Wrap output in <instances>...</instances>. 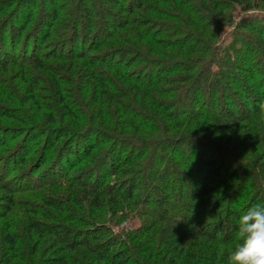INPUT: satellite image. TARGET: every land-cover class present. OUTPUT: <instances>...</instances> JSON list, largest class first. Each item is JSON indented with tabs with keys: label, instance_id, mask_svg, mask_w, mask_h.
<instances>
[{
	"label": "trees",
	"instance_id": "trees-1",
	"mask_svg": "<svg viewBox=\"0 0 264 264\" xmlns=\"http://www.w3.org/2000/svg\"><path fill=\"white\" fill-rule=\"evenodd\" d=\"M29 1L32 7L26 12L24 19L19 21L20 30L14 35L18 40L21 32L33 21L37 0ZM58 1L50 0L51 14L43 9L40 11L45 18H49L48 23H43L44 20L39 16L38 25H42L39 29L43 30L37 39L41 43L50 37L59 16ZM80 1L94 3L93 0ZM146 1L132 0L125 3V0H112L113 5H119L131 13L135 9H141ZM196 1L191 2V6H186V2H178L191 15L187 23L195 22L189 24L191 27H200V23L204 25L207 17L199 16L202 8L212 10L209 2L218 0ZM13 5L9 17H6L7 7ZM17 5H20L19 0L0 2V39L4 36L13 37V33L9 37L3 33L8 27L12 31L17 27H12L9 20L15 16ZM246 5L247 8L251 7V1ZM91 11L94 12L92 6L87 14ZM108 13L112 18V32H105L101 38L92 40V44L96 48L105 46V49L115 50L120 56L115 54L107 63V56L94 59L87 56L86 47L74 52L76 59H90L88 61L92 65L96 62L102 65L88 73L87 86L83 92L95 98L108 97L107 99L113 100L118 97L111 92L112 87L119 81L117 78L123 79L127 90L119 89L123 93L119 95L117 106L113 109L83 110L82 115L73 118L77 117L74 125L79 127L80 122L87 121L85 114H88V119L94 123L118 131L119 134L111 136V147L118 140L124 142L126 147L115 155V152L112 153L111 161L94 156L97 145L104 138L98 136L97 141L88 143V129L91 124L81 129L61 126L59 123L46 125L43 126L45 131L40 134H35L37 131L31 130L35 129L34 125L29 124L28 134L33 133V136H24L10 155H18L15 164L21 165V168H29V163H26L27 155L35 149L36 144H44V151L39 153L36 166L39 169L44 164H50L51 168L37 173L40 175L38 178L36 174H30V169L27 180L25 170L24 176L18 178V181L25 180L24 183L29 184L28 186H35L33 190L39 189L38 193L31 191V195L44 207L52 208L54 215L26 207L28 202L12 195L21 187L20 183L14 184L0 178L1 187L10 190V194L1 195L4 208L0 216H5L16 206H21L27 214V230L32 239L37 234L43 236L45 233L55 237L50 246L51 255L43 257L40 264H227L228 250L236 243L235 232L239 216L253 204H264V168L259 166L264 164V120L260 119L256 106V102H264V94L259 90L264 87V66L253 62V57L260 56L263 48L253 40V44L248 42L244 50L237 51L238 60H233V55L227 51V54L221 53L218 48L206 50L209 55L207 58H182L187 62L182 64L179 71L182 70L181 76L186 74L187 78L180 76L171 79L168 76L172 72L167 70L174 71L176 64L168 59L159 61V58L151 57L146 49L157 52L159 57H165V50L170 47L187 49L190 52L192 50L184 46L182 40L165 42L160 38L163 35L160 29L146 31L147 28L140 26V29H135V26L134 31H129V24L132 23L130 16H123L112 10ZM177 18L183 21L181 17ZM84 24L85 31H90L92 23ZM257 32L260 35L259 40L264 41V29H257ZM89 35L90 32L85 34L75 30L70 37L73 48L77 50L79 39L82 37V41L86 42ZM199 43V48L205 45L202 40ZM70 58L76 61L74 56ZM36 62L43 65L39 59ZM164 62L167 64L163 66L164 71L157 73L156 67ZM137 64L141 66H136ZM150 64L154 65V69H146V65ZM109 70L118 77L113 78L111 75V79L107 80ZM91 81L95 82L92 88ZM249 86L255 87L254 92H248ZM236 95L245 99V102L242 104L235 98ZM123 101H127V104ZM4 111L9 112L7 115L20 118L11 110ZM71 114H75L73 110ZM51 117L52 114L48 115L49 120ZM148 129L161 132V135L158 138L147 137L145 135L149 133ZM25 131L24 129L17 134L0 137V147L3 145L8 149L4 145L10 141L14 143L18 135L25 134ZM42 137L46 138V145ZM81 139H85V145L80 142ZM80 146H85V153L71 161V156L76 154V147L81 148ZM238 148L239 155L236 154ZM4 151H0L1 155L9 150ZM135 151L140 152L135 154ZM148 152L147 160L141 164L140 158L136 157ZM86 161L94 166L87 167ZM14 165L9 169L8 160L0 163V174L9 170L10 174L6 177H10L19 169ZM109 166L111 171L108 170ZM135 167L140 169L135 172ZM80 168L83 169L79 170ZM112 175L120 176L112 179ZM124 175L126 176L123 177ZM250 175L253 176L252 179ZM140 176L147 177L148 180L143 182L138 179ZM32 180L35 182H31ZM252 180L259 190L251 186ZM65 184L70 190L66 200L59 198L63 195L53 189ZM42 191L55 197L43 194ZM209 194L213 196L207 198ZM106 196H109L115 211L145 204L150 206L155 216L150 225L146 226L144 222L133 235L127 237L122 248L115 250L110 246L113 241L103 245L104 234L100 230H87L89 221L76 213L72 206L82 207L83 200L99 206ZM124 202L127 203L123 204ZM32 214H39L48 220H58L48 224L41 219H35ZM76 215L80 218L77 219ZM64 221L79 223L83 228L72 229L64 226ZM7 229L8 227L5 243L14 250L17 241ZM34 250H37V245ZM73 253L74 256L71 255ZM25 255L24 253L17 257L22 264L25 260L29 263L33 260V256L29 260Z\"/></svg>",
	"mask_w": 264,
	"mask_h": 264
},
{
	"label": "rangeland",
	"instance_id": "rangeland-1",
	"mask_svg": "<svg viewBox=\"0 0 264 264\" xmlns=\"http://www.w3.org/2000/svg\"><path fill=\"white\" fill-rule=\"evenodd\" d=\"M1 1L7 2V0H0V2ZM19 1L20 5H17L18 10L15 16L9 18L12 24L11 26L17 25V27L14 28L15 30L13 31L8 27L3 33L4 35H8V37L13 33V37L5 38L4 36L0 39V137L10 136L12 134H17L20 130H26L25 134L22 133V135H18L14 143L10 141L4 145L7 146L8 149H5L6 147H3L1 144V152L2 150H5L4 152L7 150L9 151L3 155L0 153V163L8 160L9 169L12 164L14 165L16 163L18 158V155L11 156L10 152H12L16 146L18 147V143H20L24 136H29L30 138L33 136V133L28 134L27 129L29 124L34 125L33 128L35 129L31 130H36L37 132L35 134L44 132L43 126L46 125L59 123L62 124L61 126L65 125L69 128L76 127L77 129H81L91 124L90 129H88V143L97 141L98 136L101 139L104 138L97 145L94 156H101L111 161L112 153L115 152V155L123 151L126 147L125 143H121L122 141L119 140L116 145L111 147V136L119 134L118 131L103 127L97 122L94 123L93 120L88 119V114H85L87 115V121L80 122L79 127L74 125L75 122H77V117L73 118L74 116L82 115L83 110L100 111L109 110L110 107L113 109L117 106L116 101L119 95L123 93L119 89L121 88L124 91L127 90L123 79L117 78L118 76L115 75V72L109 70L107 80L111 79V75L113 78L119 79L118 83L111 89V92L117 94L118 97L109 100L107 99L108 97L95 98L92 95H85L83 90H85L87 86L88 73L91 72L93 68L102 67V65L100 66L99 62L92 65V63L88 61L90 59H76V55L74 54V52H78L81 48L86 47L87 56H91L93 59L107 56L105 60L107 63L115 57V54L116 56L119 55V52L116 53L115 50L105 49L107 48L105 46L96 48V46L92 44V40L101 38L105 32H112V18L108 13L111 12V10L121 13L123 16H130V22L132 23L129 24V26H131L129 31L140 29V26L147 28L146 31L160 29L163 32L160 38L165 42L182 40L184 46L186 45L192 50V52H190L187 49L170 47L165 50V57H159L160 55H158L157 52L146 49L151 57L159 58V61L168 59L171 60L169 62H174V64H176V66H174L176 67L174 71L167 70V72H172L168 76L171 79L178 78L182 75L183 71L179 70L182 64L187 62L184 59L182 60V58H188V56L198 59L207 58L209 55L206 54V50L218 48L221 50V53L227 54V51L233 55V60H238L239 56H237V51L244 50L248 42L253 44V40H256L259 46L263 48L260 56L253 57V62L254 64L264 66V41L259 40L260 35L257 32V29H264V0H250L252 6L248 8L246 4L249 0H239L240 2H234L233 0H218L214 3L209 2L212 5V10H209L207 7V10L204 7L202 8L199 16L207 17V19L204 21V25L200 23V27H191V25H189L195 22L187 23L191 15H189L187 9H182L181 4L178 3L182 1L186 2V6H191V2H197L196 0H147L141 9H135L132 13L128 10H123L119 5H113L114 3L112 0H93V4H87L84 1L79 2V0H59V16L52 27L50 37L44 43H41V41L37 39L43 30L39 29L42 26L38 25L40 22L39 16L44 20L43 23H48L49 18H45L44 13L40 11L43 9L46 12H50L49 14L52 13V11H50V0H37L33 11V21L26 30L21 32L20 40L14 37V35L20 27L19 21L24 19L26 12H28L32 6L29 0ZM131 1L132 0H125V3H130ZM94 4H99L101 6L98 7V5ZM90 6H92L94 12L91 11L92 13L88 12L87 14ZM13 7L14 5L12 7H7L6 17H9ZM210 16L213 17L209 18ZM177 17H181L183 21L179 20ZM86 19H88V21ZM88 22L92 23V27L89 29L90 31L87 32L85 31L84 23ZM135 26L137 27L134 29L133 27ZM1 27L2 25L0 29ZM75 30H80L85 34L90 32V35L86 38V42L82 41L84 40L82 37L79 39V48L77 50L73 48L70 42L71 34L74 33ZM200 40L204 41L205 45L201 44L202 47L199 48ZM200 50H204V52H199ZM70 56H74L76 61H73ZM37 59L41 60L43 65H38L36 62ZM165 64L164 62L162 65L156 67L155 70L158 71L157 73L164 71L163 66ZM136 66L141 65L137 64ZM153 67V64L146 65V69L149 70L154 69ZM234 70L238 72L237 69ZM181 78L186 79V74L181 76ZM91 82L90 87L92 88L95 86V82ZM108 82L112 83L113 81ZM117 85H119V87ZM161 85L164 86L165 84ZM232 89L234 91L236 90V88ZM254 89V86H249V89L247 88L248 92H254ZM97 90L99 91L98 88ZM259 90L260 93L264 94V87H260ZM84 98L86 100H84ZM235 98L240 100L242 104L245 102V99L242 97L236 95ZM123 103L126 105L127 101H123ZM259 103L260 102H256L257 107ZM143 109L147 110V108ZM4 110H11L15 115H19V119H23V121L19 120L17 117L7 115L9 112L6 111V114ZM72 110L75 113L74 115L71 114ZM50 114H52L51 120L48 118ZM108 119L111 120L110 116H108ZM148 130L149 133L145 135L147 137L158 138L161 135V132H155L152 129ZM99 132L101 135H99ZM42 139L46 145V138L42 137ZM80 142L85 145V139H81ZM12 143L13 145H11ZM129 146L131 145L129 144ZM80 147L81 148L76 147V154L71 156V161H75L74 159L83 156L82 154L85 153V146ZM42 148L44 149V144L38 143L35 149L27 155L26 163H29V168H21V165L15 164L14 167L19 168L17 171L10 177H6L10 174V171L4 170V172L0 174V178L7 179V181L14 182V184H17V182L20 183L21 187L15 190L12 195L21 201L24 200L28 202V205H25L26 207L37 208L50 215H54L52 214L54 212L52 208L49 206L44 207L36 197L31 195V191L38 193L39 189L33 190L35 186H28L29 184L24 183L25 180L29 179L30 174H36L35 176L38 178L40 175H37V173H42L44 170L51 168L50 164H44L39 169L38 166H36L40 156L39 153L43 150ZM132 148L134 149V147ZM239 149L240 148H238V152H236L237 155L240 153ZM22 150L23 148L21 151ZM139 152L140 151H135V154ZM148 156L149 152L146 153V155L136 157V159L140 158L142 164L147 160ZM85 165L87 167L94 166V164L87 161ZM259 166L261 169L264 168V164L263 166L259 164ZM135 168V172L140 169L139 167ZM81 169L83 168L79 170ZM25 170V180L19 182L18 178L24 176L23 172H25ZM29 170L31 173L28 175L27 172ZM108 170L111 171L110 166ZM119 176L112 175V179L118 178ZM125 176L126 175L123 177ZM252 178L253 176H251V179ZM138 179L143 182L148 180L147 177L143 178V176H140ZM31 182H35V180ZM251 183L252 187L254 186L256 190H259L253 180ZM1 186L2 184L0 183V212L4 208L1 204L3 201L1 200V195L10 194V190L3 189ZM52 186L53 185H51V187ZM53 189L59 191V194L63 195L59 198H64L65 200L70 191L69 188H66V184L59 187L56 186ZM42 193L55 197L46 191H42ZM212 196V194H209L207 198ZM108 198L109 196H106L104 202L99 206L87 200L82 201V207L77 205L72 206L75 207L74 211L76 213L84 216V218L89 221L87 230H100L104 234L103 245L113 241L112 244L110 243V246L115 250L122 248L126 244L127 237L133 235L144 222H146V226L150 225L149 223L152 222L155 216L152 214L150 206L145 204H136L133 205L132 208L126 207L115 211L114 207L112 208L111 206V200ZM126 203L127 202H124L123 204ZM24 210L23 207L16 206L11 211L7 212L5 216H0V264H15V262H17V264H22V262L19 261L20 258L17 257L24 253L29 260L30 257L33 256V260L30 261V263L25 260L24 264H40L43 257L51 255L52 250L50 246L55 237L50 233H45L43 236L37 234V236L32 239V235H30L27 230V214ZM32 215L35 219H41L48 224H52L58 220V218L56 221L53 219L48 220L39 214ZM76 217L77 219L80 218H78L77 215ZM62 224L72 229L81 230V228H83L81 224L73 221H64ZM6 227H8L7 230L10 234H13L16 238L17 246L14 250L9 248L5 243ZM36 245L37 250L35 251L34 246ZM74 254L75 253L71 255L74 256ZM100 262L104 263V261ZM94 263L96 264V262Z\"/></svg>",
	"mask_w": 264,
	"mask_h": 264
},
{
	"label": "clouds",
	"instance_id": "clouds-1",
	"mask_svg": "<svg viewBox=\"0 0 264 264\" xmlns=\"http://www.w3.org/2000/svg\"><path fill=\"white\" fill-rule=\"evenodd\" d=\"M258 108L264 120V102ZM235 240L228 250L227 264H264V204H253L239 216Z\"/></svg>",
	"mask_w": 264,
	"mask_h": 264
}]
</instances>
